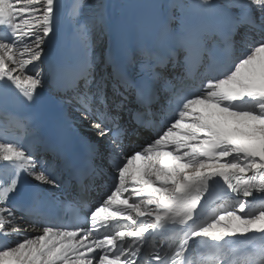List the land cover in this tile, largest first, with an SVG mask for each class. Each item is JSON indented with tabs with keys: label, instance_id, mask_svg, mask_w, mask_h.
<instances>
[{
	"label": "snow or ice",
	"instance_id": "snow-or-ice-1",
	"mask_svg": "<svg viewBox=\"0 0 264 264\" xmlns=\"http://www.w3.org/2000/svg\"><path fill=\"white\" fill-rule=\"evenodd\" d=\"M86 7L46 78L63 5L0 0V264H264V0Z\"/></svg>",
	"mask_w": 264,
	"mask_h": 264
},
{
	"label": "bare ground",
	"instance_id": "bare-ground-1",
	"mask_svg": "<svg viewBox=\"0 0 264 264\" xmlns=\"http://www.w3.org/2000/svg\"><path fill=\"white\" fill-rule=\"evenodd\" d=\"M90 3L91 1H85ZM101 0H94L93 10H85L79 17L81 23L86 21L88 18L93 16L97 11V4ZM103 3L107 5L109 14L113 19L120 17L125 14H134L136 11L135 5L139 4L141 0H102ZM63 5V21L58 30V35L56 38V43L54 49L51 51L50 55L44 57V63L40 67L44 70V75L46 78L50 76V70L54 63L65 62L70 58L76 56L77 51V32H76V19L71 15V6L73 0H60ZM112 40L109 37H105L102 44L111 46ZM48 91L45 88L44 95H47Z\"/></svg>",
	"mask_w": 264,
	"mask_h": 264
},
{
	"label": "rangeland",
	"instance_id": "rangeland-1",
	"mask_svg": "<svg viewBox=\"0 0 264 264\" xmlns=\"http://www.w3.org/2000/svg\"><path fill=\"white\" fill-rule=\"evenodd\" d=\"M85 1H91L90 3H87L88 7L84 8L85 10H93L94 7V0H85Z\"/></svg>",
	"mask_w": 264,
	"mask_h": 264
}]
</instances>
